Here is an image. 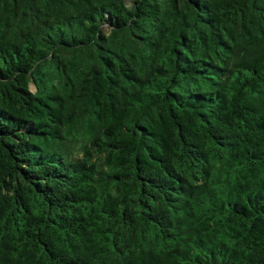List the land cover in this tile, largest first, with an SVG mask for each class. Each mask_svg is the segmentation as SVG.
<instances>
[{"label":"trees","instance_id":"trees-1","mask_svg":"<svg viewBox=\"0 0 264 264\" xmlns=\"http://www.w3.org/2000/svg\"><path fill=\"white\" fill-rule=\"evenodd\" d=\"M0 264H264V0H0Z\"/></svg>","mask_w":264,"mask_h":264}]
</instances>
